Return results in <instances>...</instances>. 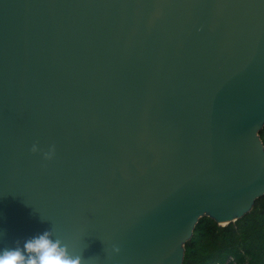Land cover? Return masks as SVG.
<instances>
[{"label": "water", "instance_id": "1", "mask_svg": "<svg viewBox=\"0 0 264 264\" xmlns=\"http://www.w3.org/2000/svg\"><path fill=\"white\" fill-rule=\"evenodd\" d=\"M263 126L264 0H0V249L182 264L264 195Z\"/></svg>", "mask_w": 264, "mask_h": 264}, {"label": "trees", "instance_id": "2", "mask_svg": "<svg viewBox=\"0 0 264 264\" xmlns=\"http://www.w3.org/2000/svg\"><path fill=\"white\" fill-rule=\"evenodd\" d=\"M259 136L264 145V126ZM182 264H264V195L227 224L201 216L184 244Z\"/></svg>", "mask_w": 264, "mask_h": 264}, {"label": "clouds", "instance_id": "3", "mask_svg": "<svg viewBox=\"0 0 264 264\" xmlns=\"http://www.w3.org/2000/svg\"><path fill=\"white\" fill-rule=\"evenodd\" d=\"M55 146L41 151L38 144H33L32 154H41L45 161L55 157ZM55 237V238H54ZM119 253L120 249L114 247ZM0 264H94V258H84L82 253L69 250V245L55 236L54 230L44 231L23 241H15L13 247L0 249Z\"/></svg>", "mask_w": 264, "mask_h": 264}]
</instances>
